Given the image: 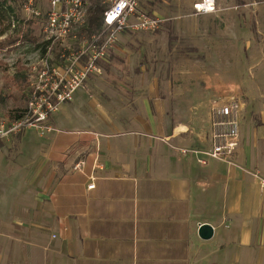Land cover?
I'll return each instance as SVG.
<instances>
[{
	"label": "crops",
	"instance_id": "0c3cea01",
	"mask_svg": "<svg viewBox=\"0 0 264 264\" xmlns=\"http://www.w3.org/2000/svg\"><path fill=\"white\" fill-rule=\"evenodd\" d=\"M167 82L89 77L48 135L2 141L0 264H264V127L240 128L233 163H200L180 148L211 146L213 99Z\"/></svg>",
	"mask_w": 264,
	"mask_h": 264
},
{
	"label": "rangeland",
	"instance_id": "374dc122",
	"mask_svg": "<svg viewBox=\"0 0 264 264\" xmlns=\"http://www.w3.org/2000/svg\"><path fill=\"white\" fill-rule=\"evenodd\" d=\"M179 2L155 0L147 8L164 19L161 26L153 32L120 33L110 49L116 52V57L110 58L107 69L102 61L101 71L90 77L158 78L167 84L170 80L171 85L160 83L159 88L165 92L182 90L198 97L210 96L214 104L236 96L246 102L241 130L253 126L263 128L264 0H230L234 10L229 15H196L190 5L179 9L175 5ZM86 3L90 5L89 0ZM49 6L50 0H37V7L42 11L38 17H31L24 4L17 9L22 19L32 22V37L36 40L16 37L6 42L7 35H1L0 26V99L4 100L0 103V115L24 110L37 74L45 67L44 62L57 63L61 54L75 52L80 47L79 41L85 40L80 39V28L75 27L63 42L52 43L45 30ZM61 7L59 4L57 10ZM16 28L15 22L7 34L14 33ZM58 109L67 112L61 106ZM27 129L40 136L36 128Z\"/></svg>",
	"mask_w": 264,
	"mask_h": 264
},
{
	"label": "built area",
	"instance_id": "2783aa9c",
	"mask_svg": "<svg viewBox=\"0 0 264 264\" xmlns=\"http://www.w3.org/2000/svg\"><path fill=\"white\" fill-rule=\"evenodd\" d=\"M149 0H107L108 8L104 12L103 27L68 55H60L58 62H44V68L38 72L24 114L16 119L0 115V143L27 128H36L40 136L53 130L49 123L51 116L60 105L73 99L74 92L84 87L86 80L95 72L101 71L100 62L111 53L118 35L125 31H156L164 21L146 8ZM217 0H198L194 3L195 14L211 13L217 10ZM61 4L60 10L57 6ZM25 11L31 17H38L42 11L37 0H27ZM86 0H50L47 12L46 33L52 42H63L72 34L75 27L88 24ZM76 37V35H75ZM83 40V39H81ZM243 102L232 96L212 106L210 115V142L208 149L180 148L183 153H193L200 163H206L205 157L232 162L240 143V125ZM205 156V157H201ZM264 185V180H262ZM95 185H89L93 188Z\"/></svg>",
	"mask_w": 264,
	"mask_h": 264
},
{
	"label": "trees",
	"instance_id": "16d2710c",
	"mask_svg": "<svg viewBox=\"0 0 264 264\" xmlns=\"http://www.w3.org/2000/svg\"><path fill=\"white\" fill-rule=\"evenodd\" d=\"M27 0H0V26L1 35H7V40L11 38H18L22 40H36L32 37L31 21H27L20 17L17 9L23 5ZM90 5L88 7V24L80 29V39L90 38L93 34L101 31L103 27L104 12L108 8V3L105 0H89ZM15 22L17 28L14 33L7 34L11 25ZM16 39H13L15 42ZM101 63V62H100ZM24 78L25 75H24ZM0 103H4L3 98L0 99ZM24 110L15 109L8 113L10 119H16L24 114Z\"/></svg>",
	"mask_w": 264,
	"mask_h": 264
},
{
	"label": "water",
	"instance_id": "95a60500",
	"mask_svg": "<svg viewBox=\"0 0 264 264\" xmlns=\"http://www.w3.org/2000/svg\"><path fill=\"white\" fill-rule=\"evenodd\" d=\"M213 233L214 229L210 224L205 223L200 227L199 234L204 239L211 238L213 236Z\"/></svg>",
	"mask_w": 264,
	"mask_h": 264
}]
</instances>
